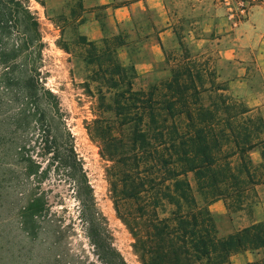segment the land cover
I'll return each mask as SVG.
<instances>
[{"label": "trees", "instance_id": "obj_1", "mask_svg": "<svg viewBox=\"0 0 264 264\" xmlns=\"http://www.w3.org/2000/svg\"><path fill=\"white\" fill-rule=\"evenodd\" d=\"M79 40L88 47L80 55L91 69L86 86L97 103L87 130L140 262L233 264V257L251 253L257 258L249 264H264V218L256 217L264 202L263 118L229 94L215 66L201 64L188 50L181 57L167 54L165 75L158 76L164 65L137 88L135 66L121 63L116 42ZM45 49L30 0H0V150L5 161H21L27 183L19 185L25 193L22 230L31 237L50 211L38 187L51 172L66 174L97 259L128 264L98 207L60 99L47 87ZM254 150L261 152L259 164L251 158ZM31 180L37 185L29 190ZM2 183L8 191V173ZM220 201L232 222L245 214L249 224L221 235L210 209ZM0 264H27L17 252L6 259L1 231Z\"/></svg>", "mask_w": 264, "mask_h": 264}, {"label": "rangeland", "instance_id": "obj_2", "mask_svg": "<svg viewBox=\"0 0 264 264\" xmlns=\"http://www.w3.org/2000/svg\"><path fill=\"white\" fill-rule=\"evenodd\" d=\"M220 1L224 4L229 3L232 12L239 18L248 16L253 6H264V0ZM30 6L39 18L43 40L46 44L44 70L49 75L47 87L60 99L68 127L76 139L78 153L85 162V169L94 188L98 207L106 217L113 234L114 244L128 264H142L134 254L131 234L116 215L105 177V163L100 157L99 147L91 140L87 130L88 124L94 119L97 106L96 100L90 96L86 86L89 82L87 78L91 76V69L80 55L88 47L81 45L76 33L68 30L72 29V26L65 18L66 12L62 2L46 3L43 7L36 0H30ZM243 8L246 10L245 14L241 13ZM66 45L70 49L69 53L61 48ZM183 50H188V48L182 47L169 51L168 55L170 58L174 55L181 57ZM190 55L195 56L201 64L208 61L211 68L215 66V56L191 53ZM164 69H167L166 64L162 71ZM164 71L158 76L165 75ZM151 80V78L140 79L137 82V88L147 86ZM89 84L92 88L95 86ZM4 156V151L0 150V231L3 254L6 259L8 260L11 254L17 252V256H23L27 264H102L86 237L76 191L66 174L51 172L50 176L38 187L40 191L45 192L50 211L41 218V228L35 234L32 233L31 237L22 230L19 210L24 206L22 199L25 193L19 185L27 183L23 181L20 159L11 157L5 161ZM5 173H8L10 177L8 191H5L3 187L5 184L2 183ZM36 185L37 183L31 180L28 189H34ZM262 197L264 199V193ZM218 224L221 235L226 236L247 226L249 217L245 214L235 216L232 222L225 214L219 217ZM250 254L245 256L252 262L257 257ZM239 258L233 263L245 264V259Z\"/></svg>", "mask_w": 264, "mask_h": 264}, {"label": "crops", "instance_id": "obj_3", "mask_svg": "<svg viewBox=\"0 0 264 264\" xmlns=\"http://www.w3.org/2000/svg\"><path fill=\"white\" fill-rule=\"evenodd\" d=\"M45 1L62 2L72 26L68 30L78 38L95 44L116 42L121 63L135 66L138 81L160 70L169 51L181 44L191 54L215 56L219 82L264 121L263 5L251 7L248 16L232 18L220 0ZM251 158L259 164L260 150L251 152ZM210 209L218 217L227 214L221 201ZM256 217L264 218V204ZM245 255L233 257L232 262L240 257L249 264Z\"/></svg>", "mask_w": 264, "mask_h": 264}, {"label": "built area", "instance_id": "obj_4", "mask_svg": "<svg viewBox=\"0 0 264 264\" xmlns=\"http://www.w3.org/2000/svg\"><path fill=\"white\" fill-rule=\"evenodd\" d=\"M225 5L228 7V9H229V13H230V15L232 16V18H236L235 14L232 12V9L230 8L229 3L226 2ZM245 11H246V10H245L244 8L241 9V13H242V14H245Z\"/></svg>", "mask_w": 264, "mask_h": 264}]
</instances>
